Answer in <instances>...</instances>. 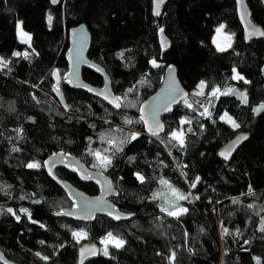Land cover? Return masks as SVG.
I'll return each mask as SVG.
<instances>
[{
	"label": "trees",
	"instance_id": "trees-1",
	"mask_svg": "<svg viewBox=\"0 0 264 264\" xmlns=\"http://www.w3.org/2000/svg\"><path fill=\"white\" fill-rule=\"evenodd\" d=\"M151 2L61 0L53 8L48 0H0V56L10 61L11 69L0 70V250L15 264H75L79 247L98 244L109 232L124 240V246H108V255L99 247V256L84 264H169L172 252L176 254L172 264H256L253 257L264 264V230L257 229L264 217V111L253 113V108L264 104V35L244 43L234 0H166L156 16L151 15ZM245 2L251 22L264 33V0ZM17 22L31 35L30 48L17 41ZM79 24L91 38L87 58L104 70L113 95L123 97L135 86L117 111L60 83L65 112L51 94L52 73L62 78L66 72V32ZM220 24L232 37L224 52L211 43ZM161 29L169 43L166 51L157 41ZM13 51H27L29 58L13 57ZM153 60L157 67L150 63ZM168 65L175 68L195 111L180 103L162 118L164 133L151 138L144 134L137 112L160 85ZM233 68L249 83L233 80ZM81 79L94 88L102 84L85 70ZM200 81L208 85L205 95H192ZM212 87L234 88L247 95L248 103L242 104L234 94L213 97L209 103L206 97ZM197 101L209 109L210 117L199 115L204 109ZM225 112L239 128L219 119ZM181 118L191 124L181 126ZM126 119L133 123L126 124ZM181 127L183 148L167 135ZM113 128L122 131L112 133ZM129 132L140 136L126 143L123 151L108 153L112 163L106 171L93 167L96 160L89 148L108 147L101 134L119 139ZM238 133L247 138L228 162H222L217 151ZM58 152L106 175L117 193L111 202L132 217L118 223L96 217L87 224L51 217L70 207L42 169L43 161ZM33 162L41 167L26 166ZM136 173L144 177L143 183ZM55 174L88 196L97 195L94 185L80 183L73 174L63 170ZM161 178L191 194L179 202L188 209L179 218L161 212V199H152L154 192L162 195L168 190L159 183ZM21 209H28L31 219ZM78 231L86 236L75 244L72 233Z\"/></svg>",
	"mask_w": 264,
	"mask_h": 264
},
{
	"label": "water",
	"instance_id": "water-1",
	"mask_svg": "<svg viewBox=\"0 0 264 264\" xmlns=\"http://www.w3.org/2000/svg\"><path fill=\"white\" fill-rule=\"evenodd\" d=\"M60 1L61 0H59L58 3L53 4L52 0H48L49 5L53 8L58 7ZM165 2L166 0H164L163 4H165ZM163 4L159 6V9ZM155 8H156L155 0H152L151 2L152 16H156L154 15ZM234 11H235L236 20L241 29L244 43H248L250 41L262 37V35L260 34L262 33L260 28L255 26L250 20V13L247 8L245 0H234ZM45 25L47 31H50L51 24H49L48 22V17L45 18ZM157 41L162 51H166L168 49L169 43L167 39L163 36L161 31L158 32L157 34ZM90 42H91L90 35L84 25L79 24L67 30L66 32L67 48L63 55L66 64V72L62 78H59L58 75L57 76L51 75L53 85L57 83V80H59V85L60 83H63L68 89L72 91L80 92L95 97L96 99L107 105L109 108H111L112 110L117 111L118 109L114 108L112 104H110L108 100L104 98V96H108V97L114 96L111 91L110 81L108 76L105 74L104 70L99 65L90 61L87 58ZM162 42L166 44V47H162ZM169 66L171 65H168L164 68L162 79L158 88L139 105L137 112L138 120L140 119L139 109L141 106L145 107V116L148 117L149 106H151L154 101H157L160 97H162L167 93L170 83V76L174 77L178 89L182 90V92H186L180 86L177 80L175 68L173 66L171 67ZM82 70L88 71L98 76L102 81L101 87L94 88L83 82L81 79ZM99 93H103V95H100ZM51 94L57 101L58 105L66 112L67 110L65 108L66 105L64 99L63 102H61V96H62L61 91L60 94H57V92L53 90V86H52ZM184 99L185 98L183 97L177 96L176 102L173 103L171 106L172 110L180 103H182ZM172 110L162 111L160 113L159 120L161 123H162V118L168 115L169 113H171ZM139 123L141 124L143 132L146 136L155 138V136L149 135L143 122H139ZM149 125H151L150 118H149ZM163 133L164 131L161 132L159 136L162 135ZM243 137H247V136L241 133L236 134L232 139H230L217 151V157L222 162L225 163L228 162L231 156L234 154V152L238 149L240 144L245 141ZM228 149H231V155L228 157V159H224L220 155V153L225 152ZM45 161L48 162L49 164L48 167L43 166ZM49 168L51 169V173H52L51 175L49 174ZM42 169L46 177L61 190V192L65 195L66 199L70 203V207L62 208L56 212H53L51 214V217L56 219H66L72 222L82 223V224L91 223L96 217L105 218L113 223L124 222L132 217V215L120 211L111 202V200L117 196V193L112 187L110 179L100 171L88 169L76 158L58 152L50 155L43 161ZM73 169H75V171ZM56 170H63L66 173L73 174L80 183H90L94 185L97 189V195L95 196L86 195L78 188H76L74 185H72L70 182L57 177V175L55 174ZM53 176H55L56 178L54 179ZM85 202H95L87 209V211L91 213L90 218H85V211H84ZM69 212L72 214L57 215V213H69ZM113 216H118L120 217V219H113ZM263 227H264V217L260 218L258 221V225H257L258 231L261 232L262 231L261 229H263ZM81 248H88V249H92L93 251L85 253L84 256H81ZM0 254H2L3 256V260H0V264H15L14 262L8 260L4 256L1 250H0ZM99 254H100V249L98 244L82 245L76 251L75 264H81V261H83L84 264L89 260L96 259L99 256Z\"/></svg>",
	"mask_w": 264,
	"mask_h": 264
},
{
	"label": "snow or ice",
	"instance_id": "snow-or-ice-1",
	"mask_svg": "<svg viewBox=\"0 0 264 264\" xmlns=\"http://www.w3.org/2000/svg\"><path fill=\"white\" fill-rule=\"evenodd\" d=\"M59 0H52L53 4L58 3ZM164 3V0H155V4H156V8L154 10V15H159V6L161 4ZM52 21V17L49 16L48 17V22L49 24H51ZM17 37L20 41V43L22 44H26L28 45V47H31V35L28 34L27 32L23 31L22 29V25L20 23H17ZM224 25L221 24L219 25V27H217L215 29V33L216 35H214L212 37V43L216 46V49L218 52H224L227 50V48L231 47V40L232 37L231 35H226L224 37V39L228 42L226 46H221L220 43H218V36L221 34L222 30L224 29ZM161 33L163 32V29L160 30ZM261 35H264V33H260ZM162 47H166V44L164 42H162ZM120 55H123V53H121ZM12 56L13 57H23L24 59H28L29 58V53L27 51L25 52H20V51H13L12 52ZM10 63L9 60H6L4 57L0 56V70L3 69H8L9 71H11L10 68H8V64ZM150 63L152 64L153 67H157L158 65L156 64V61H150ZM171 67V66H169ZM233 76L232 79L233 80H242L245 84L249 83L248 80H246L242 75H240L239 73H237L236 69L233 68ZM53 76H57L58 73L53 72L52 73ZM144 79L142 78L141 81L139 83H143ZM208 87V85L206 84L205 81H200L197 86H196V91H194L192 93V95L195 96H204V89ZM53 90L57 92V94H60V88H59V80H57V83L53 85ZM135 90V86L130 87L129 89H127L125 95L123 97L121 96H113V97H108V96H104L105 99L108 100V102L110 104H112V106L116 109H120L121 107L125 106V101L127 100V97L129 94L133 93V91ZM100 95H103V93H99ZM234 94L237 96L238 99H240L242 104H247L248 103V98L247 95L243 92H237L236 89L234 88H225L223 91L219 88V87H212L211 90L207 93V99L208 102L211 103L212 100L211 98L215 97L216 99H219V97L221 95H231ZM177 96L183 97L184 99V104L186 107L193 109L195 111V109L193 108V105L191 103L188 102V100L186 99V97L188 96V93L186 92H182V90H179L178 87L176 86L174 77L170 76V83H169V88L167 90V93L165 95H163L162 97H160L157 101H154L153 104L151 106H149V111H148V117L145 116V107L141 106L139 111H140V119L138 122H143L145 125L146 130L148 131L149 135L151 136H155V137H159V134L161 132L164 131V125L160 122L159 120V115L162 111H171L172 108V104L176 102L177 100ZM35 99V97H34ZM61 102H63V97L61 96ZM197 103L200 104L201 107H203V111L199 113L200 116L202 117H210L211 116V112L209 111V109L207 107H204V105L202 103H200L199 101H197ZM134 106V105H133ZM214 106V105H213ZM66 110H67V106H65ZM264 111V104L259 105L256 108H253V113L254 114H260V112ZM149 118L151 120V125H149ZM219 119L221 121H224L226 123H228L233 129H237L240 127V125L232 119L231 116L228 115L227 112H225L223 115H221L219 117ZM126 124H132L133 121L131 119H126L125 120ZM179 124L181 126L185 125V124H191V121L188 119H184L181 118V120L179 121ZM21 129H18L17 132L18 134L21 132ZM118 131H122V129H116L113 128L111 129L112 133L118 132ZM187 131H191V128L189 127L187 129ZM169 139L171 141H176V143L179 145V147L183 148L184 147V135H185V131L183 130V128H178L175 130H171L167 133ZM140 136L139 132H129L127 133L123 138H117L115 135H110L109 138L105 139L104 135L101 134V140L102 142H105L108 147L100 150H93L91 148H89V154L92 155L95 160H96V164L93 165V167H97L99 166L100 168H102L103 170H107V168L111 165L112 163V159L111 156L108 155V153H112L113 155L115 153L121 152L123 151V146L126 143H131L132 141L136 140L138 137ZM244 139H246L247 137H243ZM176 146V145H173ZM19 149H13V151H18ZM220 155L224 158V159H228V157L231 155V149L226 150L225 152H221ZM132 159V158H130ZM28 168H39L41 167V165L39 163H28L26 165ZM45 167H48L49 164L47 161L44 162ZM75 171V169H73ZM49 174L51 175V169L49 168ZM136 178L137 180H139L141 183L144 182V177L142 175H140L139 173H136ZM53 178L55 179L56 177L53 176ZM199 177L196 178V181H194L191 184V187L195 188L196 183L199 182ZM159 183L163 186H166L170 193H171V197H173L174 199L171 201V203H169V198L167 197V195H165V199H164V204H160L158 205V207L160 208V211L165 213L167 216H171V217H176L179 218L181 215L185 214L188 209L184 208L182 206L179 205L180 201L183 200H188L189 196L191 195L190 193L188 195H185L183 192H180L178 189L174 188L169 182L168 180L161 178L159 180ZM110 188V185H109ZM249 194H252V189L251 187H249ZM161 194L158 192H154L152 194V199L153 200H158L160 199ZM24 197H21V199H23ZM198 199V197H196ZM35 203H39V201H34ZM238 201L234 200L233 203H236ZM95 202H85L84 203V211H85V218H90L91 213L87 211V209L94 204ZM169 205V206H165V205ZM249 207H253L252 205H249ZM174 209V210H172ZM6 211L9 214L15 215L14 211L12 208H7ZM21 212L28 214L29 215V219H31V215L28 212V209H21ZM0 214H2V212H0ZM72 213H57V215H71ZM159 218V217H158ZM16 219L19 220L20 217L18 215H16ZM113 219H120V217L118 216H113ZM32 223H38L37 221H32ZM40 227L43 228L44 225L40 224ZM264 230V229H261ZM228 233V229L227 228H223V234H227ZM73 238L77 240V242H79V240L81 238H84L86 236V233L84 232H73L72 233ZM187 235V234H186ZM41 243H43V241H41ZM101 244H104L105 247L103 249L104 255H108V246L111 245L117 249L122 248L125 244V241L122 239H119L118 237L113 236V234L111 232L107 233V235L101 239L100 241ZM245 243H248L247 241H245ZM92 249H88V248H81V256H84L85 253L88 252H92ZM36 255L38 257H40L43 260H47V257H43L40 255V253H36ZM175 252L171 253V256L169 257V264H172V262L175 260ZM254 260H256V264H260V260L259 258L253 257ZM0 260H3V256L2 254H0ZM81 264H83V261H81Z\"/></svg>",
	"mask_w": 264,
	"mask_h": 264
},
{
	"label": "rangeland",
	"instance_id": "rangeland-1",
	"mask_svg": "<svg viewBox=\"0 0 264 264\" xmlns=\"http://www.w3.org/2000/svg\"><path fill=\"white\" fill-rule=\"evenodd\" d=\"M18 23V22H17ZM17 23L15 24V36H16V39H17V41L20 43V41H19V39H18V37H17ZM221 25V24H220ZM217 27H219V25L218 26H216L215 27V29L217 28ZM215 29H214V31H213V34H212V36H211V43H212V37L214 36V35H216V33H215ZM24 31V30H23ZM226 35H230V34H228L224 29L222 30V32H221V34L218 36V43H220L221 44V46H226L227 45V41L224 39V37L226 36ZM20 44H22V43H20ZM23 45H26V44H23ZM212 45H213V47L216 49V46L212 43ZM231 45H232V40H231ZM28 46V45H27ZM227 49H229V48H227ZM217 50V49H216ZM195 90H197L196 89V87H195ZM168 189V188H167ZM165 195H167V197L169 198V203H171V201L173 200V198L171 197V193H170V191H169V189L166 191V194H162L161 195V197H160V199H161V201H159V205L160 204H164V199H165ZM165 206H169V205H165ZM79 232V231H78ZM84 238H81L80 240H79V242H77V240L76 239H74L73 238V241H74V243L75 244H79L82 240H83ZM109 246H111V245H109ZM105 247V246H104ZM104 247H102L103 249H104Z\"/></svg>",
	"mask_w": 264,
	"mask_h": 264
},
{
	"label": "clouds",
	"instance_id": "clouds-1",
	"mask_svg": "<svg viewBox=\"0 0 264 264\" xmlns=\"http://www.w3.org/2000/svg\"><path fill=\"white\" fill-rule=\"evenodd\" d=\"M98 246H101V245H100V241H98Z\"/></svg>",
	"mask_w": 264,
	"mask_h": 264
},
{
	"label": "bare ground",
	"instance_id": "bare-ground-1",
	"mask_svg": "<svg viewBox=\"0 0 264 264\" xmlns=\"http://www.w3.org/2000/svg\"><path fill=\"white\" fill-rule=\"evenodd\" d=\"M101 245V244H100Z\"/></svg>",
	"mask_w": 264,
	"mask_h": 264
}]
</instances>
